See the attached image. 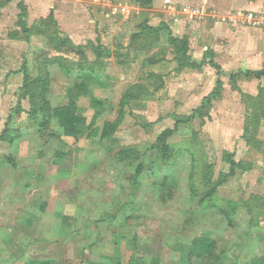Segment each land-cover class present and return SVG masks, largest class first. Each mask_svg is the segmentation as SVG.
<instances>
[{
    "label": "rangeland",
    "instance_id": "374dc122",
    "mask_svg": "<svg viewBox=\"0 0 264 264\" xmlns=\"http://www.w3.org/2000/svg\"><path fill=\"white\" fill-rule=\"evenodd\" d=\"M198 1L153 0L143 13L146 20L135 15L127 23L132 29L145 22L163 30L155 40L159 47L147 49L141 39L144 51L122 55L118 62L102 56L93 65L86 61L96 55L87 42L81 39L77 46L69 36L75 25L91 30L89 21L100 12L95 0H0V264H105L118 251L144 252L146 264L150 259L185 264L189 244L203 233L218 242L227 259L197 263L264 264V208L249 213L242 205L264 204V78L242 74L233 87L229 75L221 73L222 88L211 95L215 69L172 63L167 32L183 38L185 26L199 25L185 16L169 28L168 3L178 13L181 6L200 11ZM109 2L103 14L134 5L133 0ZM115 14L109 23L122 24ZM188 42L197 57L194 40ZM51 60L71 71L79 65L108 75L94 92L98 98L79 99L86 123L95 126L90 137L62 138L53 122L40 128L46 111L28 114L40 106L37 79L47 83L48 108L74 95L73 82L62 78L64 71L48 64ZM248 67L264 70L258 64L240 72ZM24 77L27 90L22 91ZM135 86H143L142 103L127 99L121 106L125 94H138ZM18 106L22 111L16 113ZM107 124L112 126L105 129ZM174 127L161 158L152 146ZM57 152L70 162L65 173L61 162L54 163ZM228 154L241 169L200 201L220 175L230 173ZM138 165L142 171L135 178ZM164 182L171 193L162 203L158 191ZM254 197L259 199L253 202ZM82 245L93 249L85 258ZM123 257L124 264L128 257Z\"/></svg>",
    "mask_w": 264,
    "mask_h": 264
},
{
    "label": "crops",
    "instance_id": "0c3cea01",
    "mask_svg": "<svg viewBox=\"0 0 264 264\" xmlns=\"http://www.w3.org/2000/svg\"><path fill=\"white\" fill-rule=\"evenodd\" d=\"M94 3L98 7L100 12L99 11L94 12V19L92 21H89L93 23L90 28L91 30L90 31L86 30L85 29L86 27L84 26H82V29H80L81 28L80 25H75L74 29L71 30L72 37L69 36L70 40L77 46L80 45L79 44L80 42H82L81 39H84L85 40L84 43L86 44L87 42V46H89V48H91L95 52L96 55L95 58L93 57V59L88 58L87 57L88 53H85V57H87L86 61L88 60L89 63L91 64L97 63L98 65V61L101 60L100 57L104 56L105 57L104 61L114 60L115 62L116 61L118 62L120 60V57L122 59V55L123 57H125L124 55H128V53L130 52H132L135 55L136 51H140V50L144 51L145 49L143 48V46H145V48L147 49H150L152 47L153 48L159 47V45L156 44L155 40L157 39L156 37L158 36L160 38L163 37L162 36L164 35L163 30L162 31L158 30L156 33H153L151 35H139L141 32L140 29L141 24L135 27L134 29H132L131 25L127 23L129 18L130 17L133 18L135 17V15H137L138 19H140V17L142 16L143 21L146 20L147 19L146 14H143L146 12L145 9H140L133 5L132 7H130L131 9L130 10L128 7L127 8L128 14L126 15L117 14V16L121 18V22H122V24L119 25V24L109 23V21H114V17H116L115 16L116 14L113 13V11L109 13L106 12L103 14V10L105 9L104 7L111 6L109 0L104 3L95 0ZM197 3L201 5L199 12L203 13V16L200 19L197 18L191 19L188 16H186V18H189V20L198 21L197 25H199V28L193 29L192 27L185 26L186 28L184 29V35H183L188 40H194L195 42L194 48L196 50L194 52L198 54L197 57L191 56V53L188 52V54L192 57L193 60L200 62L202 60V56L204 52H206L207 50L212 51L211 52L213 58L212 60L215 64H217L220 67L221 69L220 72L222 73V75L236 74L242 71L243 66L245 67H247L248 65L258 66V64L259 65L264 64V30L247 27L245 25H235V24H231L230 22L220 21L221 17L229 16L236 11H242V12L262 11L264 10V0H250V1L200 0ZM211 8L213 10H211ZM171 15H172L171 22L166 18L164 20L169 28L174 26V24H179L180 21L183 18H185V16L181 15L179 11L178 13L176 12L175 17L173 16V14ZM104 20L107 21L104 22ZM149 27L157 30V28L151 24ZM168 34H170L172 37L178 38L174 36V34H171L170 32L169 33L167 32L166 36H168ZM193 34H196V36H193ZM133 36H138L135 37L134 39L135 41H137L136 42L137 44H135V46L132 45V39L134 38ZM141 39H146V42L144 43L143 46H141ZM166 47H169L168 42L166 43ZM95 48L96 49L101 48L104 51V53H100V51L96 50ZM169 48L172 54V49L171 47ZM194 48L192 47V49ZM173 57L174 56L172 54L171 61L173 64L177 65L174 62ZM131 58H133V56ZM154 63L159 65V63L161 64L162 62L155 60ZM248 71L255 72V68L249 69ZM107 76L108 75L106 73H100L97 72V70L93 71V69L87 70L85 68H81L80 70L77 69L73 70L69 74L65 73L61 77L64 79L71 80L73 82V87L71 88L72 89L71 91L75 90L74 89L75 79L77 77L78 78L80 77L78 82L84 84L88 88V95H87L88 98L89 97L98 98L99 95H96L97 93L95 94L94 92L96 91V89L98 90L99 88L104 87L103 79H106ZM62 90H66V84ZM79 99L77 100L78 104H80ZM142 101L143 100H139V103L141 104ZM66 104H62V105H66ZM57 106H61V105H57ZM86 124L91 126L90 131L95 127L91 122ZM65 161L69 162V160L66 159ZM89 248L90 247L88 246L82 245L81 248L82 257L85 258L88 255L89 250L90 251L93 250ZM139 254L143 255V263L146 264L145 253L144 252L139 253L137 251H135L133 255L129 254L128 256V254H125L127 255L128 259L126 262H124V264H131V261ZM125 255L122 254V252L118 251L114 256V258L107 260L105 264H123L122 258H124L123 256ZM153 260L156 259H150L149 264H151ZM45 264L47 263L45 262Z\"/></svg>",
    "mask_w": 264,
    "mask_h": 264
},
{
    "label": "trees",
    "instance_id": "16d2710c",
    "mask_svg": "<svg viewBox=\"0 0 264 264\" xmlns=\"http://www.w3.org/2000/svg\"><path fill=\"white\" fill-rule=\"evenodd\" d=\"M152 1L153 0H133V3H134V6L140 8V9H147L152 5ZM22 15L23 14H21L19 16L20 23H23L21 21ZM23 29L26 32H29V30L25 29V24H23ZM140 29H141V32L139 35H151V34L156 33L158 31V29L157 30L152 29L149 26H147V24L145 22L141 23ZM133 37L135 38L138 36H133ZM167 42H168L169 47H171V49H172V54L174 56L173 60L177 64L178 68L201 69L202 66H204L205 64H208L210 67H212L213 69L216 70L217 76H218V79L216 81V86H215L214 90L212 91L211 95L217 94L221 90L222 81L219 78L221 76V72H220L221 69L217 64H215L213 62L211 51L207 50L206 52H204V54L202 56V60L200 62H197V61L193 60L192 57L188 54L189 42H188V39L186 37L175 38V37H172L170 34H168ZM62 43H65V41H60L61 45H62ZM78 49L81 50L83 48H78ZM96 50L100 51V53H102L101 51H103L101 48H97ZM100 53H99V55H100ZM81 57L83 58V54ZM48 64L59 65V67L62 68V70L66 74H69L71 72L69 67L62 66L60 64V62H58L57 60H51L48 62ZM81 68L82 67H79V65H78L76 69L80 70ZM92 69L93 68L90 67V70H92ZM242 74L245 77H254L255 79H258V80L261 78H264V70H261L258 72L247 71L245 73L238 72L236 74H230L229 75V82L233 85V87H235V79L239 75H242ZM79 78L77 77L74 81V89H75L74 95L69 97L68 103L66 105L56 106L53 108H48L47 101L45 100V95L47 94V91H48L47 83L44 82V84H42L43 81L37 79L36 82L38 84L39 83L41 84V88H39L40 90H39L38 94L35 93L36 97L35 96L34 97L38 100L40 106L35 108V109L33 108V110H31L28 113L30 116L35 117L39 110L46 111L47 119L40 124V128L46 130L47 126L51 122H53L55 127L60 132V134H59L60 137L65 138V139H73L74 142H77L79 139L84 138V137H90V135L92 134V132L90 131L91 126L86 124V118L84 116L85 108L82 105L77 103V100L80 97H86L88 95V88L84 84H81L78 82ZM158 78H160V77H158ZM135 87H136V89H138V91H137L138 94H133V93L125 94L124 99L120 102L121 106L126 103L127 99L128 100H131V99L135 100L137 98L140 100L143 97L142 96L143 95V91H142L143 86H142V89L139 86H135ZM25 90H27L26 77H24V83H23V87H22V91H25ZM145 91H146V89H145ZM145 91H144V93H145ZM15 111H16V113H19L22 110L18 106ZM261 113H264V112H261ZM111 126L112 125L107 124L105 129H109ZM175 130H176V127H174L173 130L166 129L165 131H163L158 136L156 142L152 146V149H155L156 154L160 155L161 158H163L164 153L167 149V139L173 135ZM244 131H245V133L247 132L246 126L244 128ZM107 136H108L107 132L103 131L102 137L105 139ZM58 162L62 163V166L64 169L61 172H67V170H65V169L69 168V162H66L65 160H63V154L61 152H57L55 154L54 163L59 165ZM227 162L230 165V173L228 175H222V176L220 175V177L216 181V184L212 187V189H210L209 192H207V194H205V196L200 201L203 202L204 200H206V198H209L211 195H213L214 192L216 191V188L218 186H221L222 184H224L229 175H232L236 170L241 169V166L239 165V163L237 161H235V159H234V154H228L227 155ZM141 171H142V165H138L136 170H135V178H137L141 174ZM158 193H159V197H158L159 201L163 203L170 196L171 191L167 188V185L164 182V183L160 184ZM192 194H194L193 190H192ZM258 199H259L258 197H254L252 201L255 202V200H258ZM242 205L248 209L247 212H249V213L256 207L262 208V209L264 208V204L260 203L259 201H258V203H256V205H255V203H253L251 205H249L248 203L242 204ZM219 211L222 214H224L226 218H228V214L223 210V208H219ZM226 259H227V257L225 256L224 252L220 251V247H219L218 242L214 241L210 237L209 233H203V234L195 237L191 241V243L187 249L185 262H186V264H199V263H197L198 261L200 262L201 260H207V261L212 262V263H219V262H222ZM131 264H144L143 263V255L139 254L138 256H136L131 261ZM151 264H159V263L157 262V260H153L151 262Z\"/></svg>",
    "mask_w": 264,
    "mask_h": 264
},
{
    "label": "built area",
    "instance_id": "2783aa9c",
    "mask_svg": "<svg viewBox=\"0 0 264 264\" xmlns=\"http://www.w3.org/2000/svg\"><path fill=\"white\" fill-rule=\"evenodd\" d=\"M173 14L176 16L175 6H172L168 3L167 7ZM179 12L183 16H188L189 18L200 19L203 16V13L199 12L197 9L191 8L190 6H181ZM113 13L119 14H128L126 6H118L113 9ZM221 22H230L235 25H245L247 27L257 28L264 30V10L262 11H236L229 16L221 17Z\"/></svg>",
    "mask_w": 264,
    "mask_h": 264
}]
</instances>
